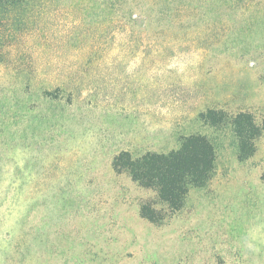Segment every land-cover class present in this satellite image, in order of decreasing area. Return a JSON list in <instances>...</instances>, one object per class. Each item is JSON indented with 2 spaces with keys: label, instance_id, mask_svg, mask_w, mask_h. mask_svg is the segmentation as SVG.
I'll use <instances>...</instances> for the list:
<instances>
[{
  "label": "rangeland",
  "instance_id": "rangeland-1",
  "mask_svg": "<svg viewBox=\"0 0 264 264\" xmlns=\"http://www.w3.org/2000/svg\"><path fill=\"white\" fill-rule=\"evenodd\" d=\"M235 2L44 0L6 15L0 264H264V0ZM210 107L253 114L254 154L239 157L230 122L199 117ZM193 132L214 143L216 173L180 210L155 204L152 223L140 207L156 192L113 157Z\"/></svg>",
  "mask_w": 264,
  "mask_h": 264
},
{
  "label": "trees",
  "instance_id": "trees-1",
  "mask_svg": "<svg viewBox=\"0 0 264 264\" xmlns=\"http://www.w3.org/2000/svg\"><path fill=\"white\" fill-rule=\"evenodd\" d=\"M43 1L0 0V22L17 9H26ZM141 17L143 12L139 9L131 13L133 21ZM199 117L212 126L230 122L238 138L239 157L246 159L254 154V141L260 135V127L251 112L242 110L230 115L225 109L210 107L201 111ZM112 166L116 172L127 173L140 186L156 192V201L141 204L140 214L152 223H159L165 214L155 204L162 203L171 212L180 210L191 188L204 187L213 179L217 150L206 134L193 132L182 137L178 148L167 152L148 150L136 155L130 150H122L113 157Z\"/></svg>",
  "mask_w": 264,
  "mask_h": 264
}]
</instances>
